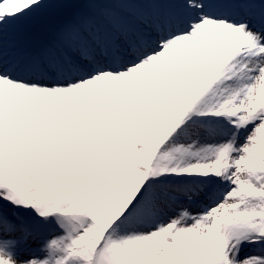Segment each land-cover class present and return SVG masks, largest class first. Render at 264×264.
<instances>
[{"label": "rangeland", "instance_id": "1", "mask_svg": "<svg viewBox=\"0 0 264 264\" xmlns=\"http://www.w3.org/2000/svg\"><path fill=\"white\" fill-rule=\"evenodd\" d=\"M42 1L0 0V32L19 24L36 47L62 27L78 32L61 25L72 10L97 32L87 17L109 19L89 12L94 0H50L37 15ZM244 1L262 17L264 0ZM246 23L231 37L193 33L171 58L181 73L159 94L131 83L148 72L119 74L134 56L114 48L125 40L113 25V52L79 38L98 49L95 64L68 60L67 36L54 46V63L91 78L0 72V264H264V24ZM149 169L156 201L113 222L112 209L93 217L99 203L129 201ZM88 238L93 257L69 247Z\"/></svg>", "mask_w": 264, "mask_h": 264}, {"label": "bare ground", "instance_id": "2", "mask_svg": "<svg viewBox=\"0 0 264 264\" xmlns=\"http://www.w3.org/2000/svg\"><path fill=\"white\" fill-rule=\"evenodd\" d=\"M14 2V3H24L28 4V2L31 1H39V0H6ZM50 0H43L42 2L45 3L44 6L39 10V13L37 15H41L42 12H44L47 9V6L49 4ZM157 1V0H154ZM238 0H169V2L175 7L178 13L182 14L185 18V22L183 25L176 26L171 33L163 34L164 36L161 38V43L158 45L156 49H149L147 52L152 51L153 53L150 55V57H135V59H127L125 60L124 64H127V67H125V72L119 73L121 75H129L128 73L132 71H138L141 73L148 72V74H145L144 76L137 78H132L131 83L134 85L135 89H140L144 91L148 95L159 94L160 90L164 87L163 78L167 79L171 76H177V74L181 73V68H179L177 65H174V63L171 62V58L175 55L174 52L177 50L188 47L191 39L193 38V33H202L203 34H210L213 38L224 36V35H234L236 33H239L241 29L240 25H238L239 19H237L239 16L237 13H235V7H238L242 9L244 5H240L242 3H237ZM41 2V1H40ZM42 3V4H43ZM110 4L113 6V8H116L117 10H120L125 15H132L134 14H140L137 15V18L133 19V23L137 25L139 28L141 27L143 31L148 33V28L155 27L159 23V28L162 29L163 22L159 18L155 20L153 16H150L152 7L147 3L146 0H94L93 5L91 6V3H89V12L92 13V11H96L101 13L103 16H107L109 19H103L101 22L97 19L96 16L93 15L88 17V21H94L96 25L105 27H111L108 22H111L115 25L118 24V17L115 13V9L109 7L107 4ZM245 3V2H244ZM155 10H159L157 12H160L162 14L159 7H155ZM186 16H185V15ZM36 15V14H35ZM249 16L252 14L249 13ZM32 20L31 16H27ZM187 17V19H186ZM240 18V17H239ZM232 20H235V24L232 23ZM176 20L172 17L171 25H173V22L175 23ZM13 22V20H12ZM11 21L6 22L7 24L13 25ZM149 26H148V25ZM255 24L254 22L251 23ZM66 25V24H65ZM83 25V26H82ZM19 24H16V26L13 28H10V26H7L10 30L6 32H0V61H5L7 65H10V67H14V65L19 67H25L28 64H25L30 61V57L32 56V52H28L26 50L30 49L32 46L29 41V35L22 27H18ZM67 26H77V33L73 35L70 31L66 32L64 28L60 30L59 36L64 39L63 36H67L66 43L63 41L62 43H65V45L68 46L69 51L73 52L75 55H79L80 53L78 46H75L72 44V42L75 41V39H79L83 37L85 40H88V38L94 43V41L97 43L99 39H103L105 37L106 44L104 46H100L99 48L101 54H105L106 52H111L110 47L107 44L106 34L103 32H97L94 29H91L90 27L86 26L85 24L81 23V21L75 20L74 18L69 20L67 23ZM250 26V25H249ZM81 27L83 28V32L80 31ZM125 31H128L130 28H127L124 26ZM197 29V30H195ZM12 30V31H11ZM92 30V31H90ZM100 30V29H99ZM166 30V29H165ZM192 30V31H191ZM239 30V32H238ZM95 31V32H94ZM84 33V34H83ZM5 36V37H3ZM14 37V38H12ZM73 37L72 39H70ZM149 37V36H148ZM147 39L150 40V37ZM264 39V38H263ZM94 40V41H93ZM91 42V43H92ZM92 45L94 46V44ZM47 45L40 44L41 49H46ZM92 46V47H93ZM116 47V46H115ZM119 48V45H117ZM49 50V49H48ZM96 52H90L89 55H87V58H90L93 56ZM36 54V52H33V55ZM179 58V57H178ZM36 65H40L38 61H36ZM109 65V64H108ZM107 65V66H108ZM150 66V67H149ZM184 74V73H182ZM93 75V72L86 73V75L80 76L83 79L91 78L90 76ZM68 76V75H67ZM89 76V77H88ZM26 77V76H24ZM34 79L43 80L40 78L41 76H34ZM77 77V76H73ZM70 79V78H66ZM73 80V79H72ZM61 82V80H57V82ZM59 82V83H60ZM39 84L34 85H28L27 89H42L39 88ZM250 90H255V87L253 85L250 86ZM70 106H63L62 110L64 108H67ZM57 122V121H56Z\"/></svg>", "mask_w": 264, "mask_h": 264}, {"label": "trees", "instance_id": "3", "mask_svg": "<svg viewBox=\"0 0 264 264\" xmlns=\"http://www.w3.org/2000/svg\"><path fill=\"white\" fill-rule=\"evenodd\" d=\"M139 177V176H138ZM143 180H144V178L141 176V179H140V177H139V179H137V184H135V186H136V188L135 189H139V190H141V189H143L144 188V186H143ZM145 190V189H144ZM138 190H135V193L137 192ZM117 209L118 210H121V206H118L117 207Z\"/></svg>", "mask_w": 264, "mask_h": 264}]
</instances>
